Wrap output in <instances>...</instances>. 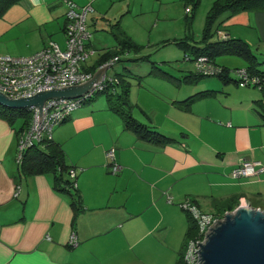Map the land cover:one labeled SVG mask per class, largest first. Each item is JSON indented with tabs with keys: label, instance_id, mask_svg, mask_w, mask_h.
Instances as JSON below:
<instances>
[{
	"label": "crops",
	"instance_id": "1",
	"mask_svg": "<svg viewBox=\"0 0 264 264\" xmlns=\"http://www.w3.org/2000/svg\"><path fill=\"white\" fill-rule=\"evenodd\" d=\"M73 1L93 7L108 0ZM213 1L203 0L206 6ZM10 7L14 14L5 25L16 31L8 37L35 35L26 36L24 45L10 47L9 30L1 27L0 55H27L43 48L50 34L42 31L47 32L53 22L63 31L68 8L64 0H20ZM93 11L97 25L98 13L94 7ZM91 12L86 15L87 28ZM186 13L185 35L192 36L189 26L195 11L192 18L190 10ZM99 14L105 17L102 11ZM219 20L223 21L214 38L226 34L242 38L259 60L257 68L264 71V8L224 13ZM116 22L111 29L116 44L95 47L98 56L83 68H92L107 50L120 48L123 28L119 19ZM165 40L171 39L163 44ZM118 55L122 59L114 66L123 60V52ZM214 62L226 67L231 79L216 76L206 82L212 79L207 76L179 83L180 76L175 75L176 84L161 83L167 88L158 90L159 95L147 89L144 97L130 101L134 117L174 138L167 143L141 138L124 127L108 102L98 103L95 98L54 125L50 139L59 144L64 162L76 172L77 187L69 192L54 187L50 172H24L23 161L16 158L18 127L0 117V264H174L187 228V212L178 204L184 197L203 212L219 216L232 204L264 209V171L258 176L231 175L239 160L264 162V90L259 85L240 86L234 79L235 70L247 68L245 57L222 53ZM114 66L104 73L123 76V67ZM231 68L235 69L232 75ZM144 74L133 71L134 83L152 87L142 81ZM190 84L193 88L185 86ZM205 89L215 92L189 105L180 102ZM108 148L114 149L113 162L121 166L114 174L109 170L113 162L107 157ZM65 175L70 178L67 171ZM71 231L78 240L74 246L68 244Z\"/></svg>",
	"mask_w": 264,
	"mask_h": 264
},
{
	"label": "built area",
	"instance_id": "2",
	"mask_svg": "<svg viewBox=\"0 0 264 264\" xmlns=\"http://www.w3.org/2000/svg\"><path fill=\"white\" fill-rule=\"evenodd\" d=\"M68 8L65 12V47L62 48L53 40H50L43 48L27 55H0V91L10 98L27 97L38 91L64 87L82 83L93 75V70L83 68V65L94 53L90 43L91 32L86 25V15L93 10L90 3L78 5L73 0H64ZM119 55L108 58L98 65L109 68L117 61ZM184 60H193L195 71L200 74H214L220 71L219 66L212 64L205 55L191 57L185 54ZM96 68V69H97ZM235 70V69H233ZM236 82L240 86L261 85L264 78L248 70L238 68ZM118 82L117 77L107 76L102 73L98 82L92 89L76 97H51L45 99L41 110L36 106L29 109L28 126L17 135L16 158L20 163L26 149L38 142L51 138L53 126L68 118L71 112L82 105L95 91L109 89L107 84ZM107 86V87H106ZM107 157L113 162L114 149H107ZM111 171L117 173L121 166L113 162ZM264 171V162L260 160L242 159L231 169L233 177L258 176ZM71 180L70 186L77 187L76 172L72 167L68 168ZM168 201L172 198L168 196ZM197 223V232L186 240L183 258L187 264H198L199 242L206 238L205 232L214 220L221 217L199 209L196 203L188 196L179 203ZM198 240V241H197ZM78 243L76 233L71 231L68 244L74 246Z\"/></svg>",
	"mask_w": 264,
	"mask_h": 264
},
{
	"label": "rangeland",
	"instance_id": "3",
	"mask_svg": "<svg viewBox=\"0 0 264 264\" xmlns=\"http://www.w3.org/2000/svg\"><path fill=\"white\" fill-rule=\"evenodd\" d=\"M94 4L92 5L94 9H96V13H98L97 15L99 18L97 20L98 24L95 25V17H93L95 12L93 11L89 13V17L87 19L88 30L89 32H91L90 43L92 42L95 52L93 58L88 59L89 62H94V59L98 56L96 48L107 45L114 46L116 44V39L111 29L112 23H115L118 19L120 20V26L127 33V35H130V37H132L131 39H134L136 42L142 44L138 52L127 51L123 53V60L117 62L115 66L113 65L116 69L119 70L123 67V78L130 82L129 98L131 102L135 103L138 97H144L147 89L155 96H157L158 90L167 88L161 83L165 85L168 84L170 86H173V84L175 83L174 79L169 78V76L167 75H162L160 73H149L152 62L143 58L142 56L144 55H148L150 60L155 61L156 64L166 67L169 71H171V74L174 77H176L175 75H178V77L176 78H179L180 76L179 83L185 82L183 81V77L186 71H195L194 65L193 63H191L193 62V60H189V62H186L182 58V47L179 48L173 43H162L164 39H179L186 34V25L188 22L186 11L187 9L188 11H191L192 8L189 0H114V2H109L108 0L98 5ZM210 5L206 6L203 0H200L195 9L194 17L192 19L191 25L189 26V30L191 31L192 36L196 39H199L202 35L206 13ZM8 8L3 13V17L0 16V30L3 26L4 29L7 28L9 30L8 34L6 35V39L10 47H14L15 44L24 45L25 41L28 40L26 36L35 35V32H27L25 35H19L14 39L9 38L8 36L16 31V27L5 25L9 22L8 17L13 16L14 14L12 13L13 11H8ZM99 11H102V14L105 15V17H102L99 14ZM46 31L47 32L42 31V34H50L49 36H47V42H49L51 39L57 42L60 47H65V33L64 31L60 30V25L57 22H53L52 24L47 26ZM115 32H117V29H115ZM139 55H141V57H138ZM111 67L107 69H110ZM128 70L131 73L128 72ZM230 70V74H234L233 68H231ZM133 71H137V73L141 74L147 72V74H144L141 79L145 83L151 84L152 87H148L147 85L142 87L139 86L138 83H134L136 77L135 75H133ZM208 78L212 79L206 82L216 80L217 77L210 76ZM192 85L193 84L185 86H187L188 88H193ZM95 101L102 104L107 103L105 92L99 91L97 96L95 97ZM87 103L88 102L85 101L81 106L84 107L88 105ZM136 109H134L135 112L137 111ZM24 118L25 117L23 115H19L16 117L15 123L17 127L23 122ZM23 129H19V131H17L20 132ZM109 170L111 173H113L111 171V168ZM224 213L225 212H222L221 216H223Z\"/></svg>",
	"mask_w": 264,
	"mask_h": 264
},
{
	"label": "trees",
	"instance_id": "4",
	"mask_svg": "<svg viewBox=\"0 0 264 264\" xmlns=\"http://www.w3.org/2000/svg\"><path fill=\"white\" fill-rule=\"evenodd\" d=\"M18 1L20 0H0V16L3 15L8 7H10L12 4L17 3ZM189 1L192 5L189 18H192L193 12L195 11L200 0ZM255 8H264V0H214L206 13V19L200 39L195 40L193 36L188 34L179 39L175 38L174 40H165V43L172 42L178 47H182L184 52H188L185 54L190 55L191 53V55H193L192 57L205 54L211 60L210 62L215 65L217 64L214 62V59L219 54L231 53L241 55L245 57L249 62L247 68L255 74H258L260 77L264 78V71H261L257 68V65L260 64V62L245 40L240 37H229L227 34L214 38L216 32L218 31L217 29L223 21L219 20V17L222 14H230L240 9ZM115 25H118V23L116 22ZM120 32L121 38L118 40L120 48L118 50H107L102 55L100 60L92 65L91 70L94 71L98 67V65H100L110 57L121 54V52H138L140 50L142 44L136 42L134 39H131L132 37H130V35H127L124 30H120ZM138 57H141V55H139ZM142 57L152 62L149 73H160L162 75L172 76V78H174L166 68L162 67L159 64H156L155 61L150 60L148 55H144ZM120 58L122 59V57H119L118 60ZM217 66H219L220 68V71H218L217 73L204 75L195 71L189 74H185L183 77V81L197 82L207 76H220L224 79H231L226 67L221 65ZM117 79L118 82H111L110 85L107 84L109 89H105L104 92L109 108L117 112L122 117L124 127L130 128L141 138H144L148 141L156 143H167L174 140L173 137H170L158 130L149 127L133 116L131 112L132 104L129 100L130 82L124 79L123 76H120V78ZM234 79L236 80V77ZM260 88H263L264 90V82L260 85ZM98 92L99 91H95L86 101L93 100L97 96ZM214 92L215 91L212 89L199 90L194 92L193 94L188 95L180 102L184 103L185 105H189V103L193 102L195 99L212 95L214 94ZM19 115H23L25 118L23 122L18 126V131L19 129H23L28 125L30 119L29 109L8 108L0 104V117L7 119L11 124H14V122L16 121V117ZM23 157L24 158H22L23 162L21 161V166L24 172H50L53 176L54 187L57 190L69 192L72 188H74L73 186H70V178L66 177L65 175V172H68L69 166L64 162L62 149L59 144L53 142L51 139H47L43 147L38 146V143H35L32 146L28 147ZM235 206L236 205L234 204L230 205L229 210H232ZM197 229L198 228L196 221L189 215V213H187V228L185 231V240L180 251L178 252L174 264H187L183 258L184 246L186 240L189 237L193 236L197 232Z\"/></svg>",
	"mask_w": 264,
	"mask_h": 264
},
{
	"label": "water",
	"instance_id": "5",
	"mask_svg": "<svg viewBox=\"0 0 264 264\" xmlns=\"http://www.w3.org/2000/svg\"><path fill=\"white\" fill-rule=\"evenodd\" d=\"M97 68L91 78L74 85L38 91L27 97L10 98L0 91V104L8 108L36 106L45 99L76 97L93 88L105 71ZM206 238L199 242L198 264H264V210L239 204L208 226Z\"/></svg>",
	"mask_w": 264,
	"mask_h": 264
},
{
	"label": "clouds",
	"instance_id": "6",
	"mask_svg": "<svg viewBox=\"0 0 264 264\" xmlns=\"http://www.w3.org/2000/svg\"><path fill=\"white\" fill-rule=\"evenodd\" d=\"M26 108V107H25Z\"/></svg>",
	"mask_w": 264,
	"mask_h": 264
}]
</instances>
